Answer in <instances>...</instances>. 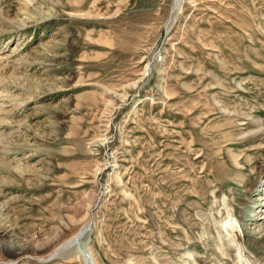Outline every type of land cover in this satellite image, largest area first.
<instances>
[{
  "label": "rangeland",
  "instance_id": "1",
  "mask_svg": "<svg viewBox=\"0 0 264 264\" xmlns=\"http://www.w3.org/2000/svg\"><path fill=\"white\" fill-rule=\"evenodd\" d=\"M172 2L0 0V264H264V0Z\"/></svg>",
  "mask_w": 264,
  "mask_h": 264
},
{
  "label": "bare ground",
  "instance_id": "2",
  "mask_svg": "<svg viewBox=\"0 0 264 264\" xmlns=\"http://www.w3.org/2000/svg\"><path fill=\"white\" fill-rule=\"evenodd\" d=\"M175 1V2H174ZM185 0H173V2H172V4L173 3H177V5H179V8H178V12H177V15H178V13H179V11H180V9H181V6H182V4H183V2H184ZM174 21V20H173ZM173 21H171V23H170V25L173 23ZM169 25V26H170ZM169 28V27H168ZM167 28V29H168ZM87 223V222H86ZM85 223V224H86ZM85 224H83L81 227H80V229L81 228H83V226L85 225ZM78 230L72 237H70V238H68L69 240H67V241H65V242H63L60 246H58L56 249H54L53 251L55 252V253H53V255H48L46 258H38V260H40V261H48V260H50V259H52V258H54V257H56V256H58V255H62L63 253H68V252H70L71 250H76V251H78L79 253H81L82 255H83V251H81V249H83L81 246H80V244H82L81 243V241L80 240H83L84 239V237L86 236V235H84L83 237L81 236V230ZM81 237V238H80ZM242 237H244L243 235H242ZM83 243H84V241H83ZM52 253V252H51ZM50 253V254H51ZM247 253H245L244 254V257L246 258V259H248V261L250 262V261H252L251 259H250V257L248 256V255H246ZM89 255V254H88ZM251 263V262H250ZM255 264V263H254Z\"/></svg>",
  "mask_w": 264,
  "mask_h": 264
},
{
  "label": "water",
  "instance_id": "3",
  "mask_svg": "<svg viewBox=\"0 0 264 264\" xmlns=\"http://www.w3.org/2000/svg\"><path fill=\"white\" fill-rule=\"evenodd\" d=\"M178 8H179V5H177V3H173L172 6H171V10H170V13H169V17H168V20L166 21L165 25H164V28L165 30L167 31L171 25V21L175 20V18L177 17V12H178ZM170 25V26H169ZM168 28V29H167ZM153 62H154V59L152 58L148 64H147V75L151 72L152 70V65H153ZM143 84V83H142ZM141 86V84L139 85ZM102 183H100V192H99V197L95 203V205L93 206V208L90 210V218L89 220L87 221V223L83 226V228H81L80 230L82 231L81 232V236L83 237L84 235H88L91 228H92V222H93V210L97 208V206L99 205V202L101 200V197H102V194H103V191H102ZM81 238V237H80ZM82 245H83V240H80ZM53 253H55L54 251H52V253L50 255H53Z\"/></svg>",
  "mask_w": 264,
  "mask_h": 264
}]
</instances>
